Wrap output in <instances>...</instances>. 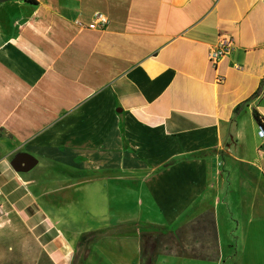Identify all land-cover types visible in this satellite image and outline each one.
Listing matches in <instances>:
<instances>
[{
  "label": "crops",
  "instance_id": "obj_1",
  "mask_svg": "<svg viewBox=\"0 0 264 264\" xmlns=\"http://www.w3.org/2000/svg\"><path fill=\"white\" fill-rule=\"evenodd\" d=\"M222 37L234 48L214 70ZM255 113L264 121V0H0L7 252L148 264L143 233L210 210L214 259L171 251L151 264H264ZM20 158L30 170L15 171Z\"/></svg>",
  "mask_w": 264,
  "mask_h": 264
},
{
  "label": "rangeland",
  "instance_id": "obj_2",
  "mask_svg": "<svg viewBox=\"0 0 264 264\" xmlns=\"http://www.w3.org/2000/svg\"><path fill=\"white\" fill-rule=\"evenodd\" d=\"M83 225L86 224L84 223ZM79 228L81 227L79 226ZM141 242L142 245L146 244L149 247H154V256L159 253H170L171 251H175L179 255H182V252L186 250L190 252V255L214 259L215 253H217L215 230L210 210L203 212L192 222L180 226L173 233L171 232L168 235L159 232L143 233ZM172 243L177 245L172 248ZM9 244H11V241L7 232H1L0 247L2 248L0 249L6 257L3 259L0 258V264H19L14 258V256H16V250H13L12 253L7 252L6 247ZM187 245L194 246L192 248H187L185 247ZM30 250L32 251L33 249Z\"/></svg>",
  "mask_w": 264,
  "mask_h": 264
},
{
  "label": "built area",
  "instance_id": "obj_3",
  "mask_svg": "<svg viewBox=\"0 0 264 264\" xmlns=\"http://www.w3.org/2000/svg\"><path fill=\"white\" fill-rule=\"evenodd\" d=\"M108 23L107 18L99 13L94 14L93 24L99 27H105ZM234 48L233 40L231 38L222 37L218 40L215 46H213L207 53V61L211 68L216 70L220 62L228 56ZM222 78L220 76L216 77V82L221 83ZM257 135L260 139H264V130L258 127ZM1 212V208H0Z\"/></svg>",
  "mask_w": 264,
  "mask_h": 264
},
{
  "label": "trees",
  "instance_id": "obj_4",
  "mask_svg": "<svg viewBox=\"0 0 264 264\" xmlns=\"http://www.w3.org/2000/svg\"><path fill=\"white\" fill-rule=\"evenodd\" d=\"M259 93H260V91H258L255 94V97H257L259 95ZM237 111H238V108L235 109V112H237ZM254 119L256 121L257 126L260 127V128H262L264 130V121L261 120L258 117V115H256V113L254 114ZM153 250H154V247H149L146 244H143V254L149 256V261L147 262L148 264H151L152 257H154Z\"/></svg>",
  "mask_w": 264,
  "mask_h": 264
},
{
  "label": "water",
  "instance_id": "obj_5",
  "mask_svg": "<svg viewBox=\"0 0 264 264\" xmlns=\"http://www.w3.org/2000/svg\"><path fill=\"white\" fill-rule=\"evenodd\" d=\"M33 164H29L26 160L20 158L17 160L16 165L14 166L15 171L24 172L30 170Z\"/></svg>",
  "mask_w": 264,
  "mask_h": 264
}]
</instances>
